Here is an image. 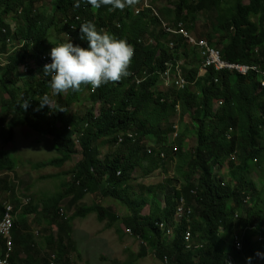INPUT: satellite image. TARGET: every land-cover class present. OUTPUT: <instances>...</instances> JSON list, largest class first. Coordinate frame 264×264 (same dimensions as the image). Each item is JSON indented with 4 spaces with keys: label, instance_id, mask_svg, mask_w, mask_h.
Listing matches in <instances>:
<instances>
[{
    "label": "trees",
    "instance_id": "16d2710c",
    "mask_svg": "<svg viewBox=\"0 0 264 264\" xmlns=\"http://www.w3.org/2000/svg\"><path fill=\"white\" fill-rule=\"evenodd\" d=\"M44 1L0 0V55L10 54L8 38L11 42L15 39L20 41L25 39L28 42L20 51L11 53L8 64L0 69V93L4 92L9 96L8 100H2V104L14 114L7 116L12 118L13 123L10 124L7 123L9 118L4 114L0 116V123L2 122L0 139L12 142L14 131L27 125L28 128L45 137H52L61 155L49 163L40 164V167L62 168L75 154H79L80 159L74 164V182L70 185L71 188L68 186L70 189H66L65 194L57 195L59 201L54 199L51 206L42 203V207L28 206V204L23 206L21 201L13 205L15 210L12 216L15 218L18 211L22 212L23 217L15 218L19 226L16 222L15 229L13 228V239H16V242L12 247L15 256L11 257L12 260L9 259L10 264H47V261L48 264H74L69 257L67 246L71 244L70 235L73 232L71 223L78 218L84 219L92 213H96L99 222L106 219L111 222L117 221L116 214L107 210L110 208L101 209V206L96 205L77 212L78 214L75 213L76 215L67 223L60 221L58 224L59 222H56L59 217L58 213L56 214L58 205L61 198L71 191H74L78 200L83 199L89 192L91 195L99 192L101 197L109 198L126 207L130 215L122 218V223L131 228L133 233L148 246H152L150 248L156 249L155 255L161 261L166 256L175 264H238L248 262V258L251 257V264H257L255 261L257 253L264 254V86L261 85L264 76L255 72H250L246 76L239 73L232 74L229 71L214 72L211 69L206 72L207 74H199L200 65H196L195 69L188 67L190 52L185 49L186 46H190L188 42L181 35H172L173 33L168 32L167 29H178L179 25H183V28L189 32L198 33L199 18L202 14H210L209 17L216 28L212 33L205 32L204 36L209 38L213 47L221 50L222 59L228 61L230 57L232 60L228 61H231L230 63L255 65L262 73L264 72V0H171L167 1L170 2L169 5L166 4L165 8L163 6L161 9L153 2L152 6L145 5V0H138L134 6L126 7L124 11H109L106 7L93 9L91 5L85 3H81L83 5L80 4V7L76 8L74 7L76 0H54V9L50 12L46 11L47 6ZM36 5H39V8H36ZM135 10H138V13H135ZM9 15L18 18L17 28L12 27L6 20ZM76 15L84 19L83 23L91 21L96 25L97 30L108 32L117 39H124L132 44L135 54L129 68L130 75L117 83L104 84L94 93L91 92L92 94H89V86H82L79 92L69 90L67 93L56 95L53 100L50 96L52 93L49 87L50 77L43 74V68L40 72L32 71L26 76L27 79L20 78L17 74L20 71L17 70L27 63L28 58L38 56L42 59L51 51L54 45L49 47L47 43L50 35L54 33H66L74 44L87 47V42L79 39V26L83 24L82 22H76V28L73 30L64 26L67 18ZM74 20L71 19L69 23ZM221 32L223 35H220ZM213 35H218V39H212ZM193 53L195 54L196 51ZM178 67L191 84L184 89H172L173 92L164 93L158 85L164 82L167 70L172 68L174 72ZM131 76L142 82L132 83ZM200 76H204L203 79ZM45 94L49 95V102L55 101L56 106L40 107L39 99ZM24 101H27L26 108L22 107ZM84 102L91 104L87 115L81 118L72 117L74 115L71 114L70 109L75 105H83ZM96 105L98 112L94 109ZM94 114L98 117L94 118ZM174 117H178L177 123ZM79 126L84 128L81 129L83 134L80 135L79 144L76 145L73 141L75 133L69 128L78 129ZM175 126L183 131L177 133L174 143H171L168 137L176 133ZM158 129H161V133ZM127 133L131 135L125 136L119 143L117 136ZM135 140L137 142H132ZM102 145L113 146L115 150L109 152L103 159H99V149ZM187 146H192V149H187ZM174 149L176 152L173 151ZM160 151L166 153L169 151L168 153L174 155L173 157L167 155V158L163 159L160 157L162 156ZM127 152L129 156L121 160ZM147 154L151 157L146 156ZM169 160H176V180L173 178L165 183L149 186L143 195L133 191V175L136 176L137 170L143 177L160 169L168 172L166 164ZM115 165L120 167L118 166L117 169ZM225 166L229 167L230 181L227 182L220 175V170ZM17 168L18 163L9 154L0 150V172L12 173ZM92 177L97 185L95 180H91ZM0 184L5 186L7 182ZM257 184L260 185V190ZM79 186L81 188H78ZM96 186L99 188H95ZM76 189L78 190L75 191ZM7 190L10 188L8 187ZM160 193H163L165 204L163 207L157 197ZM135 195L142 197L137 199ZM181 199H184L186 206L192 209L190 223H187L189 220L186 218L174 223L176 208ZM1 205L0 219L4 214ZM147 205L149 212L143 214ZM41 208L43 209L39 212ZM133 209L135 210L132 212ZM235 211L238 214L233 221L229 217ZM63 214L61 216L65 217L66 214ZM30 215L35 216L37 225L40 226L43 222L42 226L45 227L46 233L43 244L37 243L35 236L29 235L25 238L21 234L22 231L31 229L30 224H27ZM57 224L59 241L56 243L54 239L56 236L51 229ZM221 224L224 226H220ZM160 225H163V229L159 227ZM191 225L194 227L192 228ZM173 226L175 233L169 235L166 229ZM183 226L186 229L189 226L191 232L195 229L191 233L193 237L191 247L186 246L184 239L186 229ZM215 228L218 230L216 231ZM115 229L118 235L122 233L120 228ZM49 239L52 243L47 241ZM197 244L200 246L197 247ZM25 246H28V249ZM5 248L6 246L0 245V259L3 258L2 251ZM52 248L55 249V253ZM146 248L142 247L139 256L146 253ZM20 249L25 251L26 258L20 259ZM41 249L47 250L46 255H41ZM261 260L264 264V259Z\"/></svg>",
    "mask_w": 264,
    "mask_h": 264
},
{
    "label": "rangeland",
    "instance_id": "374dc122",
    "mask_svg": "<svg viewBox=\"0 0 264 264\" xmlns=\"http://www.w3.org/2000/svg\"><path fill=\"white\" fill-rule=\"evenodd\" d=\"M167 1H171V0H145L144 3L145 5H152L150 3L153 2L157 7L158 6L163 7L166 4L169 5ZM44 2H45V5L47 6V11L53 10V6L51 3L52 0H45ZM36 6H37L36 8H39V5H36ZM136 12H138V10H135V13ZM206 14L207 13L202 14V16L199 18L200 21H198L199 23L197 26L198 33L190 32L193 35L186 33L187 36L190 37V40H189L190 43H193V40L197 43H200L203 40L204 41L207 40L208 42H210L209 38H207V36H204V33L205 32L212 33L213 29L216 28V25L212 23L213 21L209 19L210 18L208 17L209 15L208 14L206 15ZM15 17L16 16H13L11 18L15 20V22H17L14 25V28H17L19 21H18V18H15ZM8 23L11 24L9 21ZM172 35L175 36L177 34L173 33ZM220 35H223V32H221ZM218 37H219L218 35H213L212 39L217 40ZM66 40L67 38L65 36L60 37L58 33H54L50 35L47 45L51 47L50 45L52 44L56 45L57 43H65ZM19 41L20 40H15V43L17 44L19 43ZM185 49H187V51L189 50L188 52H190V64H188L189 68L195 69L196 65L197 66L200 65V68H201L200 73L202 74L207 72L209 68L213 70L214 72H218L215 65L213 64L207 65L208 60L205 58V53L199 46H196L195 50L192 48V46H186ZM20 50L21 48L19 49V51ZM193 51H196V56L193 53ZM48 53H50V51ZM9 55L10 54L1 55V59L3 60L2 64H4V62L8 60ZM202 61L205 62V65L203 68L204 70L201 67L202 66L201 64L203 63ZM42 63L43 62L41 61V57H38V56H35L33 58L31 57L27 60V64L19 68L22 70H20L21 71L20 73L17 72V74H19L20 78L27 79L26 76L27 75L29 76L32 71H38V72L41 71ZM25 66L26 68L30 70L28 71L26 68H24ZM226 68L227 67L222 68L223 71L221 72H225V71L236 72V71H231L229 69L224 70ZM236 73H239L241 75H247L249 72L246 74H242L237 71ZM131 77H132V83L135 82L137 84H140L142 82V80L140 79H135L134 76H131ZM261 85L264 86V82H262ZM158 87L160 88L161 91H164V93L171 92L173 89V85H171L170 82L169 83L163 82L162 85H159ZM92 90L93 89L91 88V86H89L88 91L90 92ZM3 94L0 93V114L4 113V116H9L11 112L6 107H3V104H2V100L3 99L7 100L9 96L5 94L4 92ZM47 96L49 97L48 94ZM50 96H52L54 100L56 95L51 93ZM50 103L52 104V108H53L55 101H52ZM90 107H91V104L89 103H84L83 105H80V106L79 105L73 106L70 109L71 114L74 115L72 117H77V116H79L80 118L85 117ZM94 109H96V112H98V105H96ZM2 110L4 111L2 112ZM97 117L98 115L94 114V118H97ZM186 119L188 121V116L186 117ZM174 120L177 123L178 117H176ZM11 122H12V118H9L7 123L10 124ZM83 128L81 126H79L78 129L75 127L69 128L70 131H74L75 133L73 137V141L75 144L79 140V135L83 134V130L81 131V129ZM179 129L180 128H178L177 132L175 133V136L170 135L168 137L170 141H172V143H174V139L177 133H179L180 131H183L182 129L181 130ZM17 130L18 131H15L14 133V140L12 142L3 141L2 139H0V150H3L7 154H9L18 163V168L13 174L10 172L9 173L10 175H8L6 173L0 172V183L7 182V185L5 186L0 184V202L2 203V208L4 209V214L1 217L2 219H0V239L2 238L0 241V245H3V246H6V245L9 246L11 245V241H15L13 239L14 237L13 230L6 228L3 224L6 213H7V207L13 208V211H14L15 207H13V205L15 206V204L19 201H21V205L23 206H26L28 204V206L31 205V206L42 207V203H48V206H51V202L53 201V198L58 199L57 195L61 192L65 193L66 188H69L70 185L73 183L72 179H73L74 164L80 159V155L75 154L72 157H70L69 161L66 162L62 168L40 167V164L42 163H49L53 161L54 159L61 157V155L59 154L57 150L55 140L52 137H49V136L45 137L41 135L40 133L34 131L33 129L28 128L27 125H25V127H20ZM132 142H137V141L135 140ZM186 148L192 149V146H187ZM187 149L185 150L187 151ZM114 150L115 148L102 145L99 149L100 154L98 155V158L103 159L109 152H112ZM168 152L167 153L161 152L163 156H160V157L165 159L167 158V155L172 156L171 153L169 154ZM128 156H129V152H127L121 160H124ZM37 165H39V168H37ZM166 165L168 168V172H164V170L160 169L156 171L155 173H152L151 175H148L146 177L141 176L140 171L137 170L136 176L133 175L134 177L133 191L135 193L143 195V193H145V189L149 186H152V185L155 186L159 183L162 184V183L167 182L168 180H172L173 178L176 180V177H175L176 176L175 174L176 160H169ZM220 175L227 182L229 180V167L228 166L223 167L220 170ZM61 182L65 185H62ZM259 186L260 185L257 184V187L260 190ZM8 187L10 188V190H7ZM52 189L55 191L57 190L58 192L56 193L55 191H52ZM60 190L61 192H59ZM11 191H13V193H11ZM53 194H55V197ZM99 194H100L99 192L94 193L92 195L87 194L83 199L78 200L75 198L74 191H71L70 193H67L65 197L61 198L60 203L58 205V210L56 212L58 213L59 217L57 218L58 221L56 220V222H59V223L60 221L62 222L65 221L64 223H67L68 219L71 218V216L72 217L74 216V213H77L80 210L82 211L84 209L94 207L96 205L104 207L105 209L110 208L107 210H109L111 213H115L118 218L117 221L115 222H111L109 219L99 222L97 220L96 213H92L84 219H80V218L75 219L71 223L72 228H73V232L70 235L71 244L67 245L69 247L68 248L69 257L72 258L73 263L74 264H163L155 255L156 249L150 248L152 246H148L146 242H143L133 233L131 228L124 226V224L122 223L121 221L122 218H126L127 215H130L129 210H127L126 207L122 206L121 204L116 203L115 201L109 198L101 197ZM162 194L163 193L158 194L157 197L161 201V206L163 207V205L165 204H164V198ZM140 195H135V198L140 199L142 197ZM25 198H28V199L26 200ZM148 206L149 205H147V207L143 210L142 212L143 214H147L149 212ZM177 207H181L183 210L184 207H187L186 202L180 200L178 202ZM42 209L43 208H41L39 212H41ZM186 210L189 211V213H185L182 219L186 218L187 220H189L190 214L192 213V209L190 207H187ZM59 213L61 214L64 213L66 215L65 217H62ZM237 214L238 212L235 211L234 214H232L229 218L235 221ZM18 216L23 217V214L17 211V214H15V218L18 219L19 218ZM182 219H180L178 217V214L176 213L174 217V223H179ZM27 224L28 225L30 224V228L32 229V231H29L26 229L25 231H22L21 234L25 237H27V235H30L32 237L35 236V241L37 243L43 244L44 243L43 239L46 235L44 231L45 227L42 226L43 222L40 223V227H39V225L36 224L34 215H30L28 218ZM58 227L59 226L57 224L54 226V228L51 229L53 230L52 232L53 235L56 236L54 238L56 243L59 241ZM109 228H112V229H109ZM115 228H120L122 230V233L118 235V232L116 231ZM143 246L147 247L146 248L147 251L143 256H139ZM196 246L199 247L200 244H197ZM6 249L5 251H3L4 252L3 258L1 259L5 260L6 258V261H9V259L12 256H15V252L11 248L9 249L6 248ZM52 249L55 251L54 248ZM40 253L41 255H46L47 250H42L40 251ZM5 254L7 256H5ZM21 258L22 259L26 258L25 251L20 252V259ZM255 259H256L255 261L257 262V264H263L262 260L258 258L257 256L255 257ZM247 261L248 262H243V263L241 262L238 264H245V263L249 264V260Z\"/></svg>",
    "mask_w": 264,
    "mask_h": 264
},
{
    "label": "clouds",
    "instance_id": "9594fccd",
    "mask_svg": "<svg viewBox=\"0 0 264 264\" xmlns=\"http://www.w3.org/2000/svg\"><path fill=\"white\" fill-rule=\"evenodd\" d=\"M137 2L138 0H76L74 7L78 8L81 3H85L91 5L93 9L106 7L109 11H122L126 7L134 6ZM73 27L75 28V26ZM79 39L86 41L87 47L69 41L52 47L50 51V63H46L47 60L42 58L46 64H42L41 68H43V74L50 77L49 87L54 95L67 93L69 90L79 92L82 86H91L95 90L110 82L117 83L130 75L129 68L135 53L133 46L126 40L117 39L108 32L97 30L96 25L91 21H87L79 26ZM177 70L174 72L173 69L167 70V72L170 71L171 77L168 79L165 74L164 82H170L173 85V89L180 90L176 85L178 81ZM199 74H202L200 73V69ZM183 77L187 82L186 86L190 85L186 77L184 75ZM93 90L89 94H92ZM39 100L41 101V107L47 105L52 108L47 94ZM23 107H27V101H24ZM175 130L176 132L178 130L176 126ZM172 135L175 136V133ZM16 221L14 218L13 228ZM173 228L175 229L174 226ZM186 231L191 232L189 226L185 230V233ZM192 239L191 234V241ZM257 257L264 259V254L258 252ZM251 259V257L248 258L249 264H251ZM8 263L10 264V261Z\"/></svg>",
    "mask_w": 264,
    "mask_h": 264
},
{
    "label": "bare ground",
    "instance_id": "6f19581e",
    "mask_svg": "<svg viewBox=\"0 0 264 264\" xmlns=\"http://www.w3.org/2000/svg\"><path fill=\"white\" fill-rule=\"evenodd\" d=\"M139 2H140V1H139ZM148 2H150V1H148ZM156 2H157V1H156ZM190 2H191V1H190ZM51 3H52V6H53V9H54L55 1L52 0ZM142 3H143V2H142ZM169 3H170V2H169ZM193 3H194V2H193ZM150 4H152V3H150ZM153 4H154V3H153ZM165 4H166V2H165ZM81 5H83V4H81ZM143 6H144V5H143ZM152 6H153V5H152ZM155 6H156V5H155ZM158 7H159V6H158ZM104 8H105V7H104ZM152 8L154 9V7H152ZM161 8H163V7H160V9H161ZM164 8H165V6H164ZM46 9H47V7H46ZM142 9H143V8H142ZM147 9H148V8H147ZM171 9H172V8H171ZM102 10H103V9H102ZM104 10H105V9H104ZM144 10H146V9H144ZM167 10H168V9H167ZM175 10H176V9H175ZM46 11H47V10H46ZM50 11H51V10H50ZM123 11H124V10H123ZM140 11H141V10H140ZM142 11H143V10H142ZM150 11H151V10H150ZM150 11H149V13H150ZM152 11H153V10H152ZM156 11H157V10H156ZM94 12H95V11H94ZM126 12H127V11H126ZM145 12H146V11H145ZM163 12H164V11H163ZM170 12H171V11H170ZM155 13H156V12H155ZM157 13H158V12H157ZM203 13H204V12H203ZM208 13H210V12H208ZM125 14H126V13H125ZM147 14H148V13H147ZM96 15H97V13H96ZM145 15H146V14H145ZM150 15H151V13H150ZM152 15H153V14H152ZM158 15H159V14H158ZM166 15H169V14H166ZM206 15H207V14H206ZM208 15H210V14H208ZM69 16H70V15H69ZM169 16H170V15H169ZM174 16H175V15H174ZM147 17H148V16H147ZM154 17H155V16H154ZM208 17H209V16H208ZM73 18L75 19L74 22L69 23V21H70L71 19H73ZM148 18H149V17H148ZM151 18H153V17H151ZM167 18H168V17H167ZM169 18H170V17H169ZM220 18H221V17H220ZM124 19H125V18H124ZM143 19H145V18H143ZM209 19H210V18H209ZM83 21H84V19H80L78 15H76V16H71V17L67 18V20H66L65 23H64V26L68 27L69 30H73V29L76 28V22H83ZM169 21H170V20H169ZM183 21H184V20H183ZM94 22H95V21H94ZM96 22H97V21H96ZM99 22H100V21H99ZM160 22H161V21H160ZM177 22H178V21H177ZM123 23H124V22H123ZM164 23H165V22H164ZM164 23H163V24H164ZM182 23H183V22H182ZM184 23H185V22H184ZM187 23H188V22H187ZM190 23H191V22H190ZM98 24H99V23H98ZM98 24H97V25H98ZM166 24H167V23H166ZM205 24H206V23H205ZM156 25H157V24H156ZM188 25H189V24H188ZM73 26H75V28H74ZM192 27H193V26H192ZM220 27H221V26H220ZM158 28H159V27H158ZM168 29H169V28H168ZM185 32H186V31H185ZM120 33H122V32H120ZM140 33H141V32H140ZM189 33H190V32H189ZM126 34H127V33H126ZM58 35H59L60 37H61V36H65V37L67 38V40L65 41V43L70 41V37H69L68 35H66V33H63V34H59V33H58ZM127 35H128V34H127ZM129 35H130V34H129ZM42 36H43V35H42ZM145 36H146V35H145ZM181 37H182V36H181ZM15 40H16V39H15ZM15 40L12 41V42H11L10 38H8V40H7V44H8V48H9V53H10V54H11V53H15V52L18 51L20 48H22L25 44L28 43L27 40L24 39V40L19 41V43L16 44V43H15ZM150 40H151V39H150ZM229 40H230V38H229ZM138 41H139V39H138ZM203 41H204V40H203ZM127 42H128V41H127ZM210 42H211V41H210ZM210 42H209V43H210ZM20 43H21V44H20ZM128 43H129V42H128ZM222 43H223V42H222ZM57 44L59 45V44H61V43H57ZM57 44L54 45V46H57ZM153 44H154V43H153ZM193 44H194V43H193ZM211 44H212V43H211ZM130 45H132V44H130ZM227 45H229V44H227ZM167 46H168V44H167ZM179 46L181 47V45H179ZM156 47H157V46H156ZM178 48H179V47H178ZM224 48H226V47H224ZM157 49H158V47H157ZM182 49H183V48H182ZM180 50H181V49L179 48L178 51H180ZM159 51H160V50H159ZM159 51H158V52H159ZM183 53H184V51H183ZM185 54H186V53H185ZM195 54H196V53H195ZM160 55H161V54H160ZM182 55H183V54H182ZM171 56H172V55H171ZM195 56H196V55H195ZM22 57H23V56H22ZM44 57H47V58L51 59L50 53H48V52H47L42 58H44ZM26 58H27V57H26ZM228 58H229V60H231L230 57H228ZM28 59H29V58H28ZM223 60H224V59H223ZM229 60H228V61H229ZM41 61L43 62L42 64H44V65L46 64V63L44 62L43 59H41ZM226 61H227V60H226ZM231 61H232V60H231ZM231 61H230V62H231ZM202 62H203V61H202ZM2 63H3V60L1 59V55H0V69H1V68H4V67L8 64V60H7L6 62H4V64H2ZM34 63H35V62H34ZM174 64H175V63H173V65H174ZM189 64H190V63H189ZM158 66H159V65H158ZM175 66H177V65H175ZM150 67H151V66H150ZM207 67H208V66H207ZM210 67H211V66H210ZM24 68H26V66H25ZM208 68H209V67H208ZM26 69H27V68H26ZM171 69H172V68H171ZM209 69H210V68H209ZM175 70H176V69H175ZM224 70H225V69H224ZM17 71H20V70H17ZM221 71H223V69H222ZM221 71H220V72H221ZM20 72H21V71H20ZM201 72H202V71H201ZM225 72H227V71H225ZM236 72H237V71H236ZM236 72H232V74H234V73H236ZM1 73H2V72H1ZM144 73H145V72H144ZM222 73H223V72H222ZM249 73H250V72H249ZM135 74H136V73H135ZM205 74H207V73L205 72ZM136 75H137V74H136ZM229 75H231V74H229ZM240 75H241V74H240ZM204 76H205V75H204ZM204 76H202V77H204ZM231 76H232V75H231ZM246 76H247V75H246ZM200 77H201V76H200ZM202 77H201V78H202ZM136 78H137V77H136ZM28 79H29V78H28ZM186 79H187V78H186ZM202 79H203V78H202ZM125 81H126V80H125ZM123 82H124V80H123ZM128 82H129V81H128ZM129 83H130V82H129ZM129 83H127V85H128ZM195 83H196V82H195ZM8 84H9V83H8ZM19 84H20V83H19ZM38 84H39V83H38ZM190 84H191V83H190ZM123 85H124V83H123ZM125 85H126V82H125ZM153 85H154V84H153ZM161 85H162V84H161ZM171 85H172V84H171ZM158 86H159V85H158ZM128 87H129V86H128ZM148 87H149V85H148ZM35 88H36V87H35ZM113 88H115V87H113ZM117 88H118V87H117ZM126 88H127V87H126ZM170 88H171V87H170ZM110 89H111V88H110ZM158 89H159V88H158ZM168 89H169V88H168ZM113 90H114V89H113ZM156 90H157V89H156ZM111 91H112V90H111ZM122 91H123V90H122ZM196 91H197V90H196ZM119 92H120V89H119ZM172 92H173V91H172ZM181 92H182V90H181ZM239 92H240V91H239ZM115 93H116V92H115ZM120 93H121V92H120ZM138 93H139V92H138ZM138 93H137V94H138ZM161 93H162V92H161ZM161 93H160V94H161ZM168 93H169V92H168ZM175 93H176V92H175ZM179 93H180V91H179ZM194 93H195V92H194ZM237 93H238V92H237ZM111 94H112V93H111ZM124 94H125V91H124ZM137 94H136V95H137ZM141 94H142V93H141ZM192 94H193V93H192ZM238 94H239V93H238ZM32 95H33V94H32ZM158 95H159V94H158ZM174 95H175V94H174ZM196 95H197V94H196ZM116 96H117V95H116ZM190 96H191V95H190ZM198 96H199V95H198ZM222 96H223V95H222ZM51 97H52V96H51ZM57 97H58V96H57ZM62 97H63V96H62ZM117 97H118V96H117ZM187 97H189V96H187ZM191 97H192V96H191ZM194 97H195V96H194ZM196 97H197V96H196ZM196 97H195V98H196ZM252 97H253V96H252ZM49 98H50V97H49ZM55 98H56V96H55ZM60 98H61V97H60ZM119 98H120V96H119ZM121 98H122V96H121ZM136 98H137V97H136ZM138 98H140V97H138ZM156 98H157V97H156ZM160 98H161V97H160ZM164 98H165V97H164ZM230 98H231V97H230ZM111 99H112V98H111ZM111 99H110V101H111ZM165 99H166V98H165ZM165 99H164V100H165ZM7 100H8V98H7ZM60 100H61V99H60ZM120 100H122V99H120ZM161 100H162V99H161ZM118 101H119V100H118ZM138 101H140V99H139ZM56 102H58V101H56ZM59 102H60V101H59ZM63 102H65V101H63ZM63 102H62V103H63ZM115 102H116V101H115ZM112 103H113V102H111V104H112ZM133 103H134V102H133ZM133 103H132V104H133ZM135 103H136V101H135ZM139 103H140V102H139ZM141 103H142V101H141ZM141 103H140V105H141ZM143 103H146V102H143ZM55 104H56V103H55ZM111 104H110V105H111ZM114 104H115V103H114ZM136 104H137V103H136ZM146 104H147V103H146ZM146 104H144V106H146ZM151 104H152V103H151ZM154 104H155V103H154ZM51 105H52V104H51ZM55 106H56V105H55ZM92 106H93V105H92ZM132 106H133V105H132ZM150 106H151V105H150ZM22 107H23V106H22ZM40 107H41V106H40ZM94 107H95V106H94ZM110 107H111V106H110ZM135 107H136V105H135ZM176 107H177V106H176ZM24 108H25V107H24ZM137 108H138V106H137ZM142 108H143V107H142ZM42 109H43V108H42ZM138 109H141V108H138ZM138 109H137V110H138ZM133 110H134V109H133ZM134 112H135V111H134ZM21 113H22V112H21ZM24 113H25V112H24ZM2 114H4V113H2ZM2 114H0V116H1ZM42 114H43V112H42ZM11 115H14V114L11 113ZM129 115H130V113H129ZM178 115H179V114H178ZM41 116H42V115H41ZM122 117H123V116H122ZM6 118H9V117L6 116ZM13 118H14V117H13ZM30 118H32V117H30ZM49 118H50V117H49ZM174 118H175V117H174ZM180 118H181V117H180ZM17 119H18V118H17ZM53 119H55V118H53ZM116 119H117V118H116ZM13 121H14V120H13ZM55 121H56V119H55ZM239 121H240V120H239ZM1 123H2V122H1ZM1 123H0V124H1ZM12 123H13V122H12ZM49 123H50V122H49ZM166 123H167V121H166ZM53 124H54V123H53ZM233 124H234V123H233ZM127 126H129V125H127ZM178 126H179V125H178ZM7 127H8V126H7ZM43 127H44V126H43ZM134 127H135V126H134ZM44 128H45V127H44ZM126 128H128V127H126ZM4 129H6V127H5ZM124 129H125V128H124ZM149 129H150V128H149ZM173 129H174V128H173ZM160 130H161V129H160ZM160 130L158 129L159 133H161ZM2 131H3V130H2ZM16 131H18V130H16ZM155 131H157V130L155 129ZM3 132L5 133V131H3ZM14 132H15V131H14ZM153 132H154V131H153ZM153 132H152V133H153ZM4 133H3V134H4ZM16 133H17V132H16ZM18 133H20V132H18ZM118 133H119V132H118ZM118 133H117V134H118ZM152 133H151V134H152ZM154 133H155L154 135H156V132H154ZM159 133H158V134H159ZM145 134H146V133H145ZM147 134H148V133H147ZM130 135H131V134H130ZM20 136H21V135H20ZM115 136H116V135H115ZM120 136H121V135H120ZM123 136H124V135H123ZM125 136H126V135H125ZM147 136H148V135H147ZM56 137H57V136H56ZM158 137H159V135H158ZM19 138H20V137H19ZM109 138H110V137H109ZM127 138H128V137H127ZM149 138H150V136H149ZM15 139H16V138H15ZM103 139H104V138H103ZM136 139H138V138H136ZM114 140H115V139H114ZM152 140H153V142H154V139H152ZM186 140H187V139H186ZM15 141H16V140H15ZM111 141H113V140H111ZM156 141H157V140H156ZM156 141H155V143L157 144ZM105 142H106V141H105ZM115 142H117V141H115ZM115 142H113V143H115ZM108 143H109V142H108ZM108 143H107V144H108ZM141 143H142V141H141ZM159 143H160V142H159ZM187 143H188V142H187ZM109 144H110V143H109ZM150 144H151V143H150ZM165 144H166V143H165ZM159 145H160V144H159ZM159 145H158V146H159ZM162 145H163V144H162ZM178 146H180V145H178ZM3 147H4V146H3ZM112 147H113V146H112ZM153 147H154V146H153ZM156 147H157V146H156ZM159 147H160V146H159ZM148 148H149V147H148ZM162 148H163V147H162ZM8 149H9V148H8ZM159 149H160V148H159ZM177 149H179V148H177ZM7 151H8V150H7ZM81 151H82V150H81ZM83 151H84V150H83ZM151 151H152V150H151ZM154 152H155V151H154ZM156 152H158V151H156ZM156 152H155V153H156ZM160 152H162V151H160ZM172 152H173V151H172ZM175 152H176V151H175ZM175 152H174V153H175ZM181 152H182V151H181ZM141 153H142V152H141ZM169 154H170V153H169ZM180 154H181V153H180ZM182 154H183V153H182ZM148 155H149V154H147L146 156H148ZM173 155H174V154H173ZM173 155H172V157H173ZM185 155H186V154H185ZM142 156H143V154H142ZM176 156H177V155H176ZM190 156H191V155H190ZM149 157H151V156L149 155ZM176 158H177V157H176ZM96 162L98 163V161H96ZM97 163H96V164H97ZM179 163H180V161H179ZM177 165H179V164H177ZM115 166H116V165H115ZM118 166H119V165H117L116 168H117ZM123 166H124V165H123ZM119 167H120V166H119ZM42 169H43V168H42ZM117 169H118V168H117ZM236 171H238V170H236ZM236 171H235L234 173H236ZM13 173H14V172H12V174H13ZM6 174L10 175L9 173H6ZM83 175H84V174H83ZM232 175H233V173H232ZM54 176H55V175H54ZM213 176H214V175H213ZM55 177H56V176H55ZM90 177H91V176H90ZM59 178H60V177H59ZM59 178H58V179H59ZM55 179H56V178H55ZM60 179H61V178H60ZM72 180H73V179H72ZM80 180H81V178H80ZM85 180H86V179H85ZM91 180L94 181L95 179L92 177ZM91 180H90V182H92ZM100 180L102 181V179H100ZM239 180H240V179H239ZM54 181H55V180H54ZM58 181H59V180H58ZM75 181H76V180H75ZM114 181H115V180H114ZM229 181H230V180H229ZM63 182H64V181H63ZM73 182H74V181H73ZM77 182H78V181H77ZM115 182H116V181H115ZM115 182H114V183H115ZM79 183H80V182H79ZM56 184H57V183H56ZM61 184H62V185H65V184H63L62 182H61ZM91 184H92V183H91ZM226 184H227V183H226ZM229 184H230V183H229ZM50 185H51V184H50ZM57 185H58V184H57ZM75 185H76V184H75ZM81 185H82V184H81ZM93 185H94V184H93ZM95 185H97L96 180H95ZM84 186H85V185H84ZM2 187H3V186H2ZM50 187H51V186H50ZM66 187H67V186H66ZM75 187H76V186H75ZM85 187H86V186H85ZM97 187H98V186H96L95 188H97ZM40 188H41V187H40ZM53 188H54V187H53ZM70 188H71V187H70ZM70 188H69V189H70ZM78 188H81V187L79 186ZM86 188H88V187H86ZM98 188H99V187H98ZM54 189H55V188H54ZM58 189H59V188H58ZM66 189H68V188H66ZM77 190H78V189H76L75 191H77ZM52 191H55V190L52 189ZM66 191H67V190H66ZM98 191H99V190H98ZM55 192L57 193L58 191L56 190ZM59 192H61V190H60ZM53 193H54V192H53ZM56 193H55V194H56ZM61 193H62V192H61ZM65 193H66V192H65ZM65 193H64V194H65ZM89 193H90V192H89ZM89 193H88V195H90ZM2 194H3V193H2ZM25 194H26V193H25ZM55 194H53L54 197H55ZM59 194H60V193H59ZM59 194H58V195H59ZM103 194H104V193H103ZM32 195H33V194H32ZM34 196H35V195H34ZM62 196H63V195H62ZM62 196H61V197H62ZM65 196H66V195H65ZM1 197H2V196H1ZM61 197H60V198H61ZM73 197H74V196H73ZM80 197H82V196H80ZM9 198H10V197H9ZM32 198H33V197H32ZM68 198H69V197H68ZM154 198H155V197H154ZM87 199H88V198H87ZM147 199H148V198H147ZM2 200H3V199H2ZM23 200H24V199H23ZM57 200L59 201V199H57ZM70 200H71V199H70ZM28 201H29V200H28ZM53 201H54V198H53ZM145 201H146V199H145ZM145 201H144V202H145ZM148 201H149V200H148ZM9 202H10V201H9ZM83 202H84V201H83ZM87 202H88V201H87ZM142 202H143V201H142ZM142 202H141V203H142ZM105 203H106V202H105ZM122 203H123V202H122ZM136 203L139 204V202H136ZM0 204H2V203H0ZM24 204H25V203H24ZM56 204H57V203H56ZM56 204H55V205H56ZM72 204H73V203H72ZM18 205H19V204H18ZM18 205H17V207H18ZM25 205H26V204H25ZM77 205H78V204H77ZM101 205H102V204H101ZM1 206H2V205H1ZM6 206H7V205H6ZM29 206H31V205H29ZM116 206H117V205H116ZM120 206H121V205H120ZM143 206H144V205H143ZM199 206H200V205H199ZM54 207H56V206H54ZM117 207H118V206H117ZM140 207H142V206H140ZM140 207H139V208H140ZM192 207H193V206H192ZM31 208H32V207H31ZM62 208H63V207H62ZM98 208H99V207H98ZM98 208H96V209H98ZM102 208H104V207H101V209H102ZM143 208H145V207H143ZM143 208H142V209H143ZM179 208H180V207H177V208H176V213L179 212ZM184 208H187V207H184ZM0 209H1V208H0ZM12 209H13V208H12ZM193 209H194V208H193ZM25 210H26V209H25ZM28 210H29V209H28ZM55 210H56V209H55ZM55 210H53V211H55ZM59 210H60V209H59ZM78 210H79V209H78ZM134 210H135V209H133L132 212H133ZM201 210H202V209H201ZM62 211H63V210H62ZM80 211H81V210H80ZM80 211H78V212H80ZM98 211H99V209H98ZM130 211H131V210H130ZM137 211H138V210H137ZM0 212H1V211H0ZM29 212H30V211H29ZM49 212H50V211H49ZM200 212H201V211H200ZM1 213H2V212H1ZM53 213L55 214V212H53ZM61 213H62V212H61ZM21 214H22V212H21ZM56 214H57V212H56ZM77 214H78V213H77ZM61 215H62V214H61ZM74 215H76V214L74 213ZM80 215H81V213H80ZM55 216H56V215H55ZM193 216H194V214H193ZM18 217H19V216H18ZM34 217H35V216H34ZM43 217H44V216H43ZM57 217H58V216H57ZM71 217H72V216H71ZM30 218H31V217H30ZM45 218H46V217H45ZM1 219H2V218H1ZM32 219H33V218H32ZM49 219H50V218H49ZM51 219H53V218H51ZM61 219H62V218H61ZM69 219H70V218H69ZM69 219H68V220H69ZM189 219H190V218H189ZM183 220H184V219H183ZM53 221L55 222V220H53ZM63 221H64V220H63ZM189 221H190V220H189ZM64 222H65V221H64ZM57 223H58V222H57ZM182 223H183V222H182ZM189 223H190V222H189ZM202 223H203V222H202ZM58 224H60V223H58ZM191 224H192V223H191ZM222 224H223V223H222ZM222 224H221L220 226H222ZM173 225H174V224H173ZM182 225H183V224H182ZM186 225H187V224H186ZM193 225H194V224H193ZM193 225H191L192 228L194 227ZM32 226H33V225H32ZM184 226H185V223H184ZM184 226H183V228H185ZM196 226H197V225H196ZM223 226H224V225H223ZM223 226H222V227H223ZM230 226H232V225H230ZM25 227H28V226L25 225ZM39 227H40V226H39ZM178 227H179V226H178ZM180 228H181V227H180ZM183 228H182V229H183ZM195 228H196V227H195ZM226 228H227V227H226ZM14 229H15V228H14ZM185 229H186V228H185ZM198 229H200V228H198ZM201 229H203V227H202ZM215 229H216V231L218 230L217 228H215ZM227 229H228V228H227ZM231 229H232V227H231ZM231 229H230V231H231ZM194 230H195V229H194ZM194 230H193V231H194ZM204 230H205V229H204ZM29 231H31V229H30ZM193 231H192V232H193ZM226 231H227V230H225V232H226ZM192 232H191V233H192ZM213 232H215V231H213ZM9 234H10V233H9ZM201 235H202V234H201ZM27 236H29V235H27ZM51 236H52V235H51ZM10 237H11V236H10ZM4 238H5V237H4ZM6 238H7V237H6ZM25 238H28V237H25ZM45 238H46V237H45ZM47 238H48V237H47ZM52 238H53V237H52ZM1 239H2V238H1ZM1 239H0V241H1ZM39 239H40V238H39ZM50 239H51V238H50ZM50 239L47 240V241H49L50 243H52V241H51ZM5 240H6V239H5ZM36 240H37V239H36ZM52 240H54V239H52ZM15 241H16V239H15ZM15 241H11V242L14 243ZM22 242H23V241H22ZM25 242H26V241H25ZM53 242H54V241H53ZM8 243H9V242H8ZM27 243H28V242H27ZM54 243H55V242H54ZM33 244H34V243H33ZM14 245H15V244H14ZM50 245H51V244H50ZM28 246H29V245H28ZM28 246H27V247H28ZM4 247H5V246H4ZM13 247H14V246H13ZM13 247H12V249H13ZM25 247H26V246H25ZM27 247H26V248H27ZM30 247H31V246H30ZM31 248H32V247H31ZM5 249H6V248H5ZM27 249H28V248H27ZM6 250H7V249H6ZM15 250H16V249H15ZM21 250H22V249H20V251H21ZM30 250H31V249H30ZM41 250H43V249H41ZM52 250H53V249H52ZM232 250L236 251L235 249H232ZM4 251H5V250H4ZM34 251H35V250H34ZM38 251H39V250H38ZM53 251H54V250H53ZM218 251H219V250H218ZM229 251H230V250H229ZM0 252H1V250H0ZM29 252H30V251H29ZM54 252H55V251H54ZM219 252H220V251H219ZM2 253H3V251H2ZM9 253H10V251H9ZM37 253H38V252H37ZM220 253H221V252H220ZM11 254H13V253H11ZM16 254H17V253H16ZM39 254H40V253H39ZM2 255H3V254H2ZM29 255H30V254H29ZM29 255H28V256H29ZM220 255H221V254H220ZM5 256H7V255L5 254ZM16 257H17V256H16ZM30 257H32V256H30ZM28 258H29V257H28ZM10 259H11V258H10ZM44 259H45V258H44ZM5 260H6V258H5ZM11 260H12V259H11ZM14 260H15V259H14ZM46 260H47V259H46ZM60 260H61V258H60ZM43 261H44V260H43ZM62 261H63V260H62ZM99 261H100V260H99ZM13 262H14V261H13ZM17 262H18V261H17ZM20 263H21V262H20ZM49 263H50V261H49ZM60 263H61V262H60ZM228 263H229V262H228ZM230 263H231V262H230ZM12 264H14V263H12ZM17 264H18V263H17ZM36 264H38V263H36ZM47 264H48V261H47Z\"/></svg>",
    "mask_w": 264,
    "mask_h": 264
},
{
    "label": "built area",
    "instance_id": "2783aa9c",
    "mask_svg": "<svg viewBox=\"0 0 264 264\" xmlns=\"http://www.w3.org/2000/svg\"><path fill=\"white\" fill-rule=\"evenodd\" d=\"M183 27H184L183 25L182 26L179 25L178 29L177 28H175L173 30L167 29V31L170 32V33L181 35L185 39V41H188V44L190 46H192L193 48H196V46H199L203 50V52L205 53V58L208 60L207 65H210V64L215 65V67H216L218 72H220L222 68L227 67L225 70L229 69L231 71H238V72H240L242 74H246L248 72H255V73H258V74H261L262 76H264V72L261 73L260 72L261 71L260 68L255 66V65H241V64L230 63L228 61L223 60L222 57H221V50L219 48L217 49V47H213L207 40L206 41H202L200 43H197V42H195L193 40V43L195 45L193 43H190V41H189L190 37L187 36V34H190V33L186 29H184ZM43 59L47 60L46 63H50L51 62V59H49L47 57H44ZM167 65L172 67V65H169V64H167ZM201 65H202L201 67L203 69L204 65H205V62H203ZM200 70H201V68H200ZM177 72H178L177 73L178 74V81L176 83L177 88L179 87L180 89H183L186 86L187 82L184 80V77H183L182 72H181L179 67H178ZM166 75H167V78L170 79V77H171L170 71H168L166 73ZM175 150L176 149H174L173 151H175ZM162 156H163V154H162ZM181 201H184V199H181ZM12 213H13V209L11 207H7V213H6L4 222H3L4 226L6 228L11 229V230H12L13 224H14V218L11 216ZM185 213H189V211H187L186 208H184L182 210V208L180 207L179 208V212L177 214H178V217L180 219H182L183 215ZM159 227L161 229H163V225H160ZM166 231H167V233L169 235H174V233H175L173 227H169L168 229H166ZM184 239H185V242H186V246L187 247H191L192 244H191V232L190 231H186ZM12 246H13V242H11V245H9V246L6 245V248H8V249L11 248L12 249ZM239 248H240V246H239ZM162 262H163V264H172L170 262L169 258H167L166 256L164 257ZM0 264H9V263L6 260H2V261H0Z\"/></svg>",
    "mask_w": 264,
    "mask_h": 264
},
{
    "label": "crops",
    "instance_id": "0c3cea01",
    "mask_svg": "<svg viewBox=\"0 0 264 264\" xmlns=\"http://www.w3.org/2000/svg\"><path fill=\"white\" fill-rule=\"evenodd\" d=\"M47 10V9H46ZM47 12H50V10L49 11H47ZM13 16H15V15H13ZM12 15H9L8 17H7V21H9L11 24H12V27L17 23V22H15V20H13L11 17H13ZM15 18H17V17H15ZM83 23V22H82ZM17 30V29H16ZM16 30H13L14 32L16 31ZM27 64V63H26ZM25 65V64H24ZM23 66V65H22ZM19 70H22V69H19ZM27 70L29 71L30 69H28L27 68ZM96 90V89H95ZM95 90H93V93H94V91ZM84 103H86V102H84ZM55 105V104H54ZM53 105V106H54ZM80 135H82V134H80ZM80 135H79V137H80ZM124 135V134H123ZM123 135H118L117 137H118V140H119V143H121L122 142V140L125 138V135L126 136H130V134L129 133H127V134H125L124 136ZM79 144V140L77 141V143H76V145H78ZM17 222V224H18V220L16 221ZM18 226H19V224H18Z\"/></svg>",
    "mask_w": 264,
    "mask_h": 264
}]
</instances>
